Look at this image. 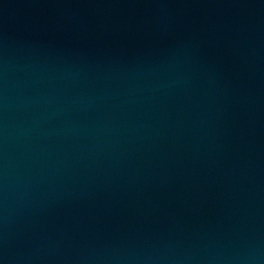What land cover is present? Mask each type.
Segmentation results:
<instances>
[{
	"label": "water",
	"instance_id": "95a60500",
	"mask_svg": "<svg viewBox=\"0 0 264 264\" xmlns=\"http://www.w3.org/2000/svg\"><path fill=\"white\" fill-rule=\"evenodd\" d=\"M0 264H264V0H0Z\"/></svg>",
	"mask_w": 264,
	"mask_h": 264
}]
</instances>
